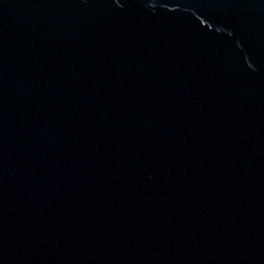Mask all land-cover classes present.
<instances>
[{"label":"water","instance_id":"1","mask_svg":"<svg viewBox=\"0 0 264 264\" xmlns=\"http://www.w3.org/2000/svg\"><path fill=\"white\" fill-rule=\"evenodd\" d=\"M0 264H264V0H0Z\"/></svg>","mask_w":264,"mask_h":264}]
</instances>
